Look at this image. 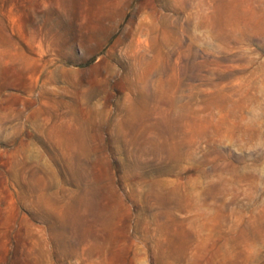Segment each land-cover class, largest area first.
Segmentation results:
<instances>
[{
  "label": "rangeland",
  "instance_id": "374dc122",
  "mask_svg": "<svg viewBox=\"0 0 264 264\" xmlns=\"http://www.w3.org/2000/svg\"><path fill=\"white\" fill-rule=\"evenodd\" d=\"M0 264H264V0H0Z\"/></svg>",
  "mask_w": 264,
  "mask_h": 264
}]
</instances>
